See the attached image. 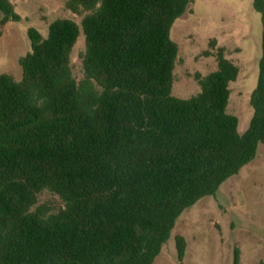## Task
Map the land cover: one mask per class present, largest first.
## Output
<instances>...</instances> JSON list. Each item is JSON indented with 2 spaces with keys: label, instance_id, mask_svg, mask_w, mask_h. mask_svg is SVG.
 <instances>
[{
  "label": "trees",
  "instance_id": "trees-1",
  "mask_svg": "<svg viewBox=\"0 0 264 264\" xmlns=\"http://www.w3.org/2000/svg\"><path fill=\"white\" fill-rule=\"evenodd\" d=\"M190 3L67 0L80 25L57 19L46 37L28 29L22 78L0 75V264H154L178 218L256 159L264 145V0L253 3L261 56L243 134L228 112L239 68L216 39L218 68L196 76L201 92L173 95L179 46L171 30ZM0 11V28L21 20L11 0H0ZM81 34L78 81L71 56ZM44 191L64 207L38 206ZM175 241L184 264L186 239Z\"/></svg>",
  "mask_w": 264,
  "mask_h": 264
},
{
  "label": "rangeland",
  "instance_id": "rangeland-1",
  "mask_svg": "<svg viewBox=\"0 0 264 264\" xmlns=\"http://www.w3.org/2000/svg\"><path fill=\"white\" fill-rule=\"evenodd\" d=\"M11 1L21 20L0 28V75L20 80L19 59L31 49L28 29L34 27L46 37L55 20L66 18L80 25L83 17L67 9V0ZM253 3L254 0H191L189 9L171 30V38L179 46L174 96L188 99L199 94L196 76L217 70L216 50L210 47L212 39L238 66L239 75L229 87L228 112L238 117L241 134L248 130L253 117L250 98L257 86L261 56V15ZM84 50L85 37L81 34L71 56L72 72L78 81L84 76ZM38 206L56 213L64 202L58 195L44 191ZM177 236L187 242L184 264H236V249L240 252L238 264L264 261V145L259 146L256 159L228 179L216 196L201 199L178 218L154 264H179Z\"/></svg>",
  "mask_w": 264,
  "mask_h": 264
}]
</instances>
